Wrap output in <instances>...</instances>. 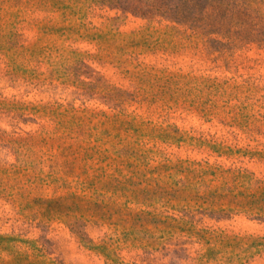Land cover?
I'll use <instances>...</instances> for the list:
<instances>
[{
    "label": "rangeland",
    "instance_id": "374dc122",
    "mask_svg": "<svg viewBox=\"0 0 264 264\" xmlns=\"http://www.w3.org/2000/svg\"><path fill=\"white\" fill-rule=\"evenodd\" d=\"M0 264H264V0H0Z\"/></svg>",
    "mask_w": 264,
    "mask_h": 264
}]
</instances>
